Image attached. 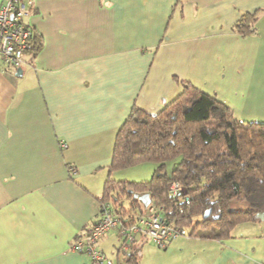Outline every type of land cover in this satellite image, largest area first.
<instances>
[{"label": "crops", "instance_id": "obj_1", "mask_svg": "<svg viewBox=\"0 0 264 264\" xmlns=\"http://www.w3.org/2000/svg\"><path fill=\"white\" fill-rule=\"evenodd\" d=\"M246 14L258 18L242 36ZM25 21L41 47L21 75L0 55V264H90L70 245L97 223L106 182L122 179L115 140L133 108L155 115L185 83L246 122L264 108V0H34ZM258 222L162 249L139 237L128 254L115 230L97 245L109 264H264Z\"/></svg>", "mask_w": 264, "mask_h": 264}, {"label": "trees", "instance_id": "obj_2", "mask_svg": "<svg viewBox=\"0 0 264 264\" xmlns=\"http://www.w3.org/2000/svg\"><path fill=\"white\" fill-rule=\"evenodd\" d=\"M257 14H246L235 25L242 36L255 33ZM29 51L41 44L34 35ZM182 93L159 113L137 107L118 130L111 171L143 163L157 168L148 182L108 180L102 204L118 203L115 213L134 222L145 203L162 209V218L190 227L193 236L227 239L243 223L264 214V123L237 118L225 102L185 83ZM179 159L171 174L166 164ZM178 183L183 193H169ZM114 194V195H113ZM147 197L148 199H143Z\"/></svg>", "mask_w": 264, "mask_h": 264}, {"label": "built area", "instance_id": "obj_3", "mask_svg": "<svg viewBox=\"0 0 264 264\" xmlns=\"http://www.w3.org/2000/svg\"><path fill=\"white\" fill-rule=\"evenodd\" d=\"M34 0H7L0 8V55L5 65L18 70L24 64V54L29 49L35 35L25 21ZM65 147V146H64ZM172 196H179L183 188L178 183L169 187ZM115 230L120 237V250L128 254L139 237H144L158 248L185 234L183 228L175 227L162 218V209L149 205L146 212L129 222L127 217L118 216L112 204H102L101 212L94 227L75 239L70 250L88 255L90 264H109L107 255L98 248V242ZM118 264H124L120 262Z\"/></svg>", "mask_w": 264, "mask_h": 264}, {"label": "rangeland", "instance_id": "obj_4", "mask_svg": "<svg viewBox=\"0 0 264 264\" xmlns=\"http://www.w3.org/2000/svg\"><path fill=\"white\" fill-rule=\"evenodd\" d=\"M247 111V110H246ZM252 109L248 110V112H251ZM259 112V113H258ZM258 113V115H249L250 117H252V119H249L251 122H264V121H260L264 119V108L263 109H257L255 110L252 114H256ZM255 118V119H253ZM179 162V159H176L172 162H168L166 164L168 173L171 174L172 171L175 169V167L177 166ZM157 168V165L154 163H143L140 164L138 166L123 170L119 173L121 174V178L124 181H128V182H135V183H140V182H148L152 179L154 172ZM124 175V177H123ZM120 179V180H122ZM114 195V194H113ZM262 223V224H261ZM258 225H262L261 227H264V221H259ZM248 227V228H246ZM257 228H259V226L256 225H249V226H238L235 229V234H250L253 233V231H257ZM185 230V234L186 236H189L190 232L192 231V229L190 227H186L184 228ZM201 233V230L199 231V234ZM163 251V250H161Z\"/></svg>", "mask_w": 264, "mask_h": 264}, {"label": "water", "instance_id": "obj_5", "mask_svg": "<svg viewBox=\"0 0 264 264\" xmlns=\"http://www.w3.org/2000/svg\"><path fill=\"white\" fill-rule=\"evenodd\" d=\"M21 75V69H18V72H17V76H20ZM143 199H148L147 197H143ZM150 205V201L148 200L146 203H145V206L146 208ZM257 219L259 221H264V214H258L257 216Z\"/></svg>", "mask_w": 264, "mask_h": 264}]
</instances>
